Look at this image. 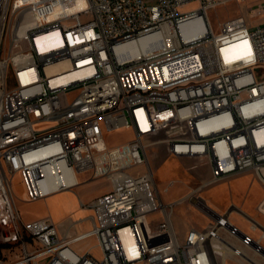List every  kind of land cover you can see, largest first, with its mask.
<instances>
[{
    "label": "built area",
    "instance_id": "obj_1",
    "mask_svg": "<svg viewBox=\"0 0 264 264\" xmlns=\"http://www.w3.org/2000/svg\"><path fill=\"white\" fill-rule=\"evenodd\" d=\"M148 1L0 0V264H234L221 247L264 251V225L236 206L181 238L148 154L203 160V188L248 171L264 185V0L219 31L210 12L247 0ZM122 130L131 138L110 144ZM82 176L110 184L80 200L90 230L23 218L17 183L36 202ZM90 239L101 258L75 250Z\"/></svg>",
    "mask_w": 264,
    "mask_h": 264
},
{
    "label": "rangeland",
    "instance_id": "obj_2",
    "mask_svg": "<svg viewBox=\"0 0 264 264\" xmlns=\"http://www.w3.org/2000/svg\"><path fill=\"white\" fill-rule=\"evenodd\" d=\"M151 1L152 0L148 2ZM197 6L198 3L195 2L184 8V11L191 10ZM245 11V6L237 4H230L229 6L212 10L210 12V19L215 31L220 30V26L225 20L244 13ZM90 19L91 17L88 16L82 17L83 22L89 21ZM251 21L255 23L256 18H251ZM73 23L74 21L69 20L65 24L71 25ZM244 44V41H240L234 46L241 48ZM130 138L131 132L129 130H122L112 134L108 139L110 144L117 145L128 141ZM148 154L155 170L156 185L161 198L166 203H177L175 211L179 224L184 225L187 222L196 228H207L209 224L212 223L213 219L218 218V214L221 213L215 209L216 207L213 208L211 206L212 204L210 205V203L205 202V207L210 205L215 212V214H210L203 207L204 204L198 203V201L201 200V197L205 198L207 201H209L208 199H211L214 205H219L221 202L220 190H209L212 186L203 188V183L207 179V165L205 166V162L203 160L195 158L170 157L166 146L162 147L160 150L157 146H151L148 150ZM107 187L108 184L106 180L94 182L92 184H84L78 186L73 191H69L67 194H57L51 196L50 198L36 202H26L24 187L18 183L16 184V191L18 196V206L24 219L51 216L56 223L60 224L61 222H68V218L71 215L74 220L87 217V211L89 208L86 206L81 209L77 204L78 200L83 198L87 202L86 204H89L93 198L104 193ZM193 191L196 193L190 196ZM253 194L255 197V193ZM231 218L242 229H247V224H245V222L238 215L232 214ZM153 220H155V218L149 216L146 218V223L149 224ZM223 238L233 244L234 247H240V244H237L234 238L228 236L226 232L223 235ZM93 240L95 239H90L84 244H88V247H90ZM90 250L96 257H102L100 249L97 246L91 247ZM243 250L247 256L262 260V258L257 255L255 251L251 249ZM226 255L228 256L227 259L234 264H239V261L241 260H243L242 262L244 264H249L241 258L242 256L240 257L238 255H234L230 251H227ZM217 256L218 259H222V256ZM261 263L264 264V261L262 260Z\"/></svg>",
    "mask_w": 264,
    "mask_h": 264
},
{
    "label": "crops",
    "instance_id": "obj_3",
    "mask_svg": "<svg viewBox=\"0 0 264 264\" xmlns=\"http://www.w3.org/2000/svg\"><path fill=\"white\" fill-rule=\"evenodd\" d=\"M260 1L262 0H247V4L245 5V9H246L245 12H247L249 7L254 6ZM206 167H207L206 168V173H207L206 180H209L211 177V172H210V168L208 166ZM96 182H99V181H96ZM92 183L94 182H87L86 177H83V176L81 177V185L92 184ZM107 184H108V187L104 193L110 190V184L108 181H107ZM211 189L220 190L221 192V198H220L221 202L219 205H214L211 199H208L209 200L208 203H210V205L212 204L211 206L213 208L216 207L215 209H217L219 213L221 214L228 213L230 210H232L236 206L240 211L244 212L246 215L250 216L251 218L257 220L259 223L264 225V201H263L264 200V185L255 177L252 171H248V172H245L239 175L232 176L224 181H221L218 184H215L209 190ZM252 191L253 193H255V197ZM67 193H69V191H65V192H61L57 194L64 195ZM57 194H54V195H57ZM102 194H99L98 196ZM54 195H51V196H54ZM51 196L47 198H50ZM80 200H82L84 203H87V202L83 198H80L78 200L77 204L80 206L81 209H83V207L80 205ZM92 213H93L92 210L89 208L87 211V214H88L87 217L83 219H79V220H74L71 215L68 218V222L60 223V225L62 226L61 227L62 231H66L67 227L71 225L72 223L71 221H74L76 223L74 228L71 230V233L73 234H81L83 232L90 230L92 228V222L89 219V217L92 215ZM232 214H236L240 217V214L238 213V211L235 212L233 210ZM38 218L40 217L25 219V220L33 221ZM174 223H175L177 232L181 238H184L187 232L189 231V229L193 227L187 222L184 225L179 224L178 217L176 216V214L174 216ZM85 242L76 244L74 247L75 250L78 251L79 253H85L89 251L91 247L96 246V240H93L92 242L93 244L91 243L90 247H88V244H84ZM91 253L93 254L92 251ZM251 259L255 260L256 263L258 264L257 259H254V258H251Z\"/></svg>",
    "mask_w": 264,
    "mask_h": 264
},
{
    "label": "bare ground",
    "instance_id": "obj_4",
    "mask_svg": "<svg viewBox=\"0 0 264 264\" xmlns=\"http://www.w3.org/2000/svg\"><path fill=\"white\" fill-rule=\"evenodd\" d=\"M235 47V46H234ZM236 48V47H235ZM74 74H77V73H72V74H70V75H68V77H71V76H74ZM194 193V191L191 193V194H193ZM190 194V195H191ZM202 199L200 200V201H202V202H200V201H198V203H201V204H204L203 205V207L208 211V213H210V214H212V212H211V210L209 209V207L208 206H206L205 207V204L208 202L205 198H203V197H201ZM196 202H197V200H196ZM206 202V203H205ZM210 206V205H209ZM198 207V206H197ZM202 207V206H201ZM218 214V213H217ZM223 243H226L225 242V240H223ZM227 244V243H226ZM226 244H224V246L226 245ZM222 248V251L221 252H219V253H221V256H223V258H225L226 257V252H227V250H225L224 249V247H221ZM231 251L232 252H234L236 255L238 254V255H240V256H242L243 258H245V259H247L249 262H250V264H257L256 263V261L255 260H253V259H251V258H249L242 250H236V248H233V247H231ZM258 253V255H261L263 258H264V251H259V252H257Z\"/></svg>",
    "mask_w": 264,
    "mask_h": 264
}]
</instances>
